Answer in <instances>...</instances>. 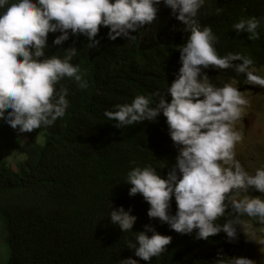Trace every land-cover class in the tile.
Instances as JSON below:
<instances>
[{
	"label": "trees",
	"instance_id": "16d2710c",
	"mask_svg": "<svg viewBox=\"0 0 264 264\" xmlns=\"http://www.w3.org/2000/svg\"><path fill=\"white\" fill-rule=\"evenodd\" d=\"M158 7L156 20L132 33V40H111L103 36L109 28L101 26L96 47H90L84 35L70 34L62 45L49 49L63 58L64 50L76 47L71 62L79 65L89 84L81 90L68 78L60 82L69 89V107L52 126L18 133L0 118V264H119L129 257L139 264H215L212 259L218 254L223 259L232 256L228 252L232 239L226 233L208 239H198L197 230L178 233L158 218H149L150 205L141 194L129 195L130 166L151 165L166 176L175 164L178 148L173 142L166 145L161 131L162 126L169 135L166 117L161 114L155 121L117 128L104 115L138 94L164 92L175 79L181 67L177 45L185 42L188 33L169 7L163 3ZM216 8L222 11L216 14ZM252 16L264 17V0H206L198 20L217 36L218 54L242 53L260 69L264 67V19L257 30L259 39H249L246 32L232 28L239 19ZM203 71L216 86L233 78L246 84L245 75H237L232 68ZM167 99L171 100L170 95ZM146 130L149 147L139 149L147 144L141 135ZM115 152L127 153L122 162L115 163ZM112 206L131 209L137 216L133 230L123 232L111 223ZM175 211L173 198L170 212ZM229 219H236L231 209L216 222ZM239 219L240 244L233 257H241L246 224L260 223L246 215ZM145 225L172 237L167 251L148 262L126 244Z\"/></svg>",
	"mask_w": 264,
	"mask_h": 264
},
{
	"label": "clouds",
	"instance_id": "9594fccd",
	"mask_svg": "<svg viewBox=\"0 0 264 264\" xmlns=\"http://www.w3.org/2000/svg\"><path fill=\"white\" fill-rule=\"evenodd\" d=\"M161 3L171 9L188 33L185 42L177 45L181 67L175 79L164 92L138 94L131 102L115 105V110H105L104 115L115 127L124 128L155 121L163 114L170 135L161 126L165 144L173 142L178 154L166 176L151 165L130 166L126 174V183L131 185L129 195L141 194L150 205L149 218H158L178 233L197 230L198 239L226 233L232 239L228 250L232 256L223 259L218 254L212 259L215 264H257L233 254L240 244L239 217L246 215L264 223V199L247 194L264 193V167L250 174L237 159L236 147L244 139L243 130L237 125L250 106L242 90L247 85L264 88V75L257 71L264 67L256 69L254 60L239 52L218 54L217 36L210 26H201L198 20L206 0H0V118L18 133L52 126L69 107V89L60 82L68 78L81 90L89 84L79 65L71 62L78 51L76 47L64 50L63 58L51 54L49 49L62 45L70 34L84 35L88 45L96 47L100 44L96 37L101 26L109 28L101 35L111 40H132V33L156 20ZM221 11L215 9L216 14ZM262 19L241 18L232 28L238 33L246 32L249 39H259L257 30ZM209 67L232 68L237 75H245L246 84L233 78L216 86L203 71ZM146 133L150 135L149 130L141 135L147 144L139 149L149 147ZM126 154L115 152V163L122 162ZM173 198L175 214L170 212ZM228 209L236 213V219L217 223ZM110 220L126 232L133 230L137 216L131 214V209L112 206ZM242 232L244 242L246 234L264 245V240L257 241L244 228ZM171 240L154 226L145 225L143 231L136 232L135 240L126 244L136 257L148 262L167 251ZM119 264H139V260L123 258Z\"/></svg>",
	"mask_w": 264,
	"mask_h": 264
},
{
	"label": "rangeland",
	"instance_id": "374dc122",
	"mask_svg": "<svg viewBox=\"0 0 264 264\" xmlns=\"http://www.w3.org/2000/svg\"><path fill=\"white\" fill-rule=\"evenodd\" d=\"M257 71L264 75V68ZM242 91L250 100V106L246 108L237 125L244 133L242 143L236 147L237 159L250 174H254L256 168L264 167V88L257 85H247ZM247 194L260 196L264 199V193L258 191H250ZM244 229L247 234H254L257 241L264 240V223L248 222ZM241 257L253 259L257 264H264V245L250 240L245 234Z\"/></svg>",
	"mask_w": 264,
	"mask_h": 264
}]
</instances>
